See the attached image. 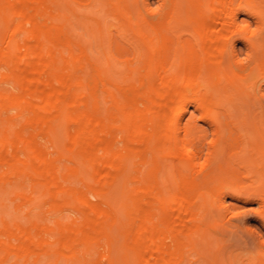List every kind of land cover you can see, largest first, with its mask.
<instances>
[{
    "label": "bare ground",
    "instance_id": "6f19581e",
    "mask_svg": "<svg viewBox=\"0 0 264 264\" xmlns=\"http://www.w3.org/2000/svg\"><path fill=\"white\" fill-rule=\"evenodd\" d=\"M161 2L0 0V264H203L228 197L264 222V0Z\"/></svg>",
    "mask_w": 264,
    "mask_h": 264
},
{
    "label": "rangeland",
    "instance_id": "374dc122",
    "mask_svg": "<svg viewBox=\"0 0 264 264\" xmlns=\"http://www.w3.org/2000/svg\"><path fill=\"white\" fill-rule=\"evenodd\" d=\"M157 2L158 0H149L150 6L156 5ZM109 20L108 22H112ZM237 46L243 45L238 43ZM250 108L253 113L264 111V97L261 100H254ZM227 204L231 206L234 216L230 222L219 219V225L211 229L209 241L204 245L206 259L201 261L203 264H211L215 257L217 264H251L249 262L257 260V254L261 252L264 222L254 213L258 203L228 197Z\"/></svg>",
    "mask_w": 264,
    "mask_h": 264
},
{
    "label": "clouds",
    "instance_id": "9594fccd",
    "mask_svg": "<svg viewBox=\"0 0 264 264\" xmlns=\"http://www.w3.org/2000/svg\"><path fill=\"white\" fill-rule=\"evenodd\" d=\"M165 9V5L164 3H157L154 6H149L146 11L150 14V15H158L160 13H162ZM238 32L240 33H248V35L251 38H256L258 35H260L262 32H264V28H260V27H253L250 26V24L248 22H240L237 24V29ZM247 59V56H245L243 59H239V63H243L244 60Z\"/></svg>",
    "mask_w": 264,
    "mask_h": 264
},
{
    "label": "snow or ice",
    "instance_id": "6c2138e0",
    "mask_svg": "<svg viewBox=\"0 0 264 264\" xmlns=\"http://www.w3.org/2000/svg\"><path fill=\"white\" fill-rule=\"evenodd\" d=\"M238 215V214H237Z\"/></svg>",
    "mask_w": 264,
    "mask_h": 264
}]
</instances>
